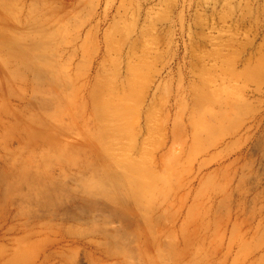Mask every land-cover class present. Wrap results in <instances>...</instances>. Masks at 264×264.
Listing matches in <instances>:
<instances>
[{
    "label": "rangeland",
    "instance_id": "obj_1",
    "mask_svg": "<svg viewBox=\"0 0 264 264\" xmlns=\"http://www.w3.org/2000/svg\"><path fill=\"white\" fill-rule=\"evenodd\" d=\"M50 9L59 81L0 75V108L42 113L39 92L53 93L68 180L84 161L136 187L112 238L100 231L109 219L92 211L29 221L38 207L26 208L19 264L263 262L255 185L264 158L236 133L264 117V0H50ZM109 184L104 194L115 193Z\"/></svg>",
    "mask_w": 264,
    "mask_h": 264
},
{
    "label": "bare ground",
    "instance_id": "obj_2",
    "mask_svg": "<svg viewBox=\"0 0 264 264\" xmlns=\"http://www.w3.org/2000/svg\"><path fill=\"white\" fill-rule=\"evenodd\" d=\"M57 24L62 25L60 20ZM51 39L50 0H0V75L32 78L42 85L41 81L47 76L54 78L63 55L61 50L52 52ZM77 46L78 42L73 45ZM64 78V82L69 80ZM57 80L54 78L53 81L56 83ZM44 92L37 96L42 113L24 115L0 108V264H19V215H24L26 208L38 207L27 216L29 221L38 217L37 220H61L69 206L88 214L92 211L93 219L98 216L109 219L100 228L101 234L108 238L116 232L109 225L111 220L127 217L131 212L128 205L134 199L136 184L133 181L117 183V177H113L111 171L101 177L98 166L84 161L79 166L78 176L68 180L64 121L49 112L53 105L56 106V96ZM91 96L100 114L101 102L93 93ZM263 123L264 117L253 119L236 133L237 138L255 143L260 158H264ZM86 135L87 140H91V134ZM87 170L91 171L85 175ZM100 177L102 182L95 188V180ZM72 183L75 184L73 188ZM114 183L115 193L110 194L107 190L108 194H104L106 185L112 189ZM255 222L260 249L264 253L263 172L258 174L255 185ZM62 223H58L61 228L57 226L56 229H62ZM47 259L37 264H46ZM261 259L263 262L259 264H264V255ZM140 264L146 263L142 259Z\"/></svg>",
    "mask_w": 264,
    "mask_h": 264
}]
</instances>
